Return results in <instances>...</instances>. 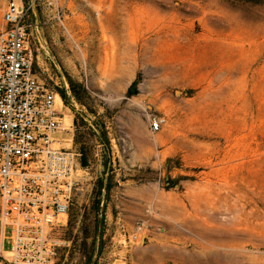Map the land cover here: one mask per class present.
<instances>
[{
  "label": "rangeland",
  "instance_id": "1",
  "mask_svg": "<svg viewBox=\"0 0 264 264\" xmlns=\"http://www.w3.org/2000/svg\"><path fill=\"white\" fill-rule=\"evenodd\" d=\"M22 1L87 149L55 264H264V2Z\"/></svg>",
  "mask_w": 264,
  "mask_h": 264
},
{
  "label": "built area",
  "instance_id": "2",
  "mask_svg": "<svg viewBox=\"0 0 264 264\" xmlns=\"http://www.w3.org/2000/svg\"><path fill=\"white\" fill-rule=\"evenodd\" d=\"M32 9L6 0L1 15L0 251L12 264H55L84 168L59 91L33 67ZM159 125L157 119L151 123ZM141 230L137 223L128 239L137 240Z\"/></svg>",
  "mask_w": 264,
  "mask_h": 264
},
{
  "label": "trees",
  "instance_id": "3",
  "mask_svg": "<svg viewBox=\"0 0 264 264\" xmlns=\"http://www.w3.org/2000/svg\"><path fill=\"white\" fill-rule=\"evenodd\" d=\"M239 1L247 2V3H254V4H261V3L264 2V0H239ZM69 83H70V85L72 87L73 95L76 96V98L78 100H80L79 94L76 92V90L74 88V83H73V81L71 79L69 80ZM134 84H135V81L132 83V85H134ZM58 91H59L60 96L62 97L63 101L65 102V91L64 90H58ZM84 133L86 135H88V136L91 135V132L90 131H86ZM98 137H99V140L105 145V147H104V153H103L105 159L103 161V165H104V167H106L107 162H108L107 157H106V152H107V147H108L107 144H109V141H108L106 132H105V130L103 128L100 129V132H99ZM80 142L81 141L76 136V138H75V144L81 145ZM79 149H80V152L82 153V157H83L81 163H82L83 166H85L87 164V162H88V158L86 156L87 155V149L84 146H82V145L79 146ZM112 185L113 184H112L111 177H109L107 179V183L106 184H104L103 181H101L100 186H99V189H100V197H101V195H105L107 197L109 195V192H110L111 188H112ZM97 207H99V203H98V206Z\"/></svg>",
  "mask_w": 264,
  "mask_h": 264
},
{
  "label": "bare ground",
  "instance_id": "4",
  "mask_svg": "<svg viewBox=\"0 0 264 264\" xmlns=\"http://www.w3.org/2000/svg\"><path fill=\"white\" fill-rule=\"evenodd\" d=\"M57 103L61 106V101H60V99L57 97ZM66 116L65 117H67L66 119V122L67 123H70L71 122V118H70V115H67V114H65ZM67 145H70V143H68ZM1 246H2V242H1Z\"/></svg>",
  "mask_w": 264,
  "mask_h": 264
}]
</instances>
